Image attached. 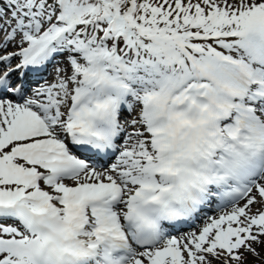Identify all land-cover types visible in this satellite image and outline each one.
Here are the masks:
<instances>
[{
    "label": "snow or ice",
    "instance_id": "1",
    "mask_svg": "<svg viewBox=\"0 0 264 264\" xmlns=\"http://www.w3.org/2000/svg\"><path fill=\"white\" fill-rule=\"evenodd\" d=\"M262 253L264 0H0V264Z\"/></svg>",
    "mask_w": 264,
    "mask_h": 264
}]
</instances>
